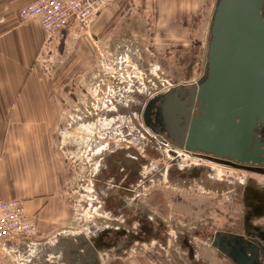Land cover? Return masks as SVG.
I'll list each match as a JSON object with an SVG mask.
<instances>
[{
  "label": "rangeland",
  "instance_id": "rangeland-1",
  "mask_svg": "<svg viewBox=\"0 0 264 264\" xmlns=\"http://www.w3.org/2000/svg\"><path fill=\"white\" fill-rule=\"evenodd\" d=\"M197 1L202 10L190 17L189 24L181 19L177 24H164L166 19H160L161 13L154 7L150 11L129 8L124 11L127 18L111 25L98 43L90 42L85 48L61 42L51 52L43 51L40 67L50 87L47 95H52L55 105H46L47 120L41 123L46 129L41 139L59 169L56 218L52 230L44 235L40 231L43 220L25 212L36 227L35 245L26 254L0 253V263L35 264L33 257L39 255L43 242L51 245L122 226L121 218L115 220L101 207L105 188L110 187H102L99 174L112 150L134 148L144 154L146 145L149 153L140 186L133 189L130 201L156 213L159 223L167 226L168 240L136 242L125 255L100 252L104 264L117 257L125 264H231L211 246L212 237L215 232L242 231L247 208L256 209L264 195V174L182 153L150 134L141 119L136 127L128 123L132 132L115 123L129 111L136 116L131 106L142 109L167 88L178 90L205 78L216 0ZM7 124L0 121L3 135ZM0 144L5 145V138L0 137ZM185 164L199 171L189 179L179 178L175 171ZM107 183L114 185L110 179ZM8 199L25 201L21 197ZM183 232L189 234L193 258L187 255L188 244L186 249L179 245L183 239L175 242V236ZM39 257L46 256L41 253Z\"/></svg>",
  "mask_w": 264,
  "mask_h": 264
},
{
  "label": "water",
  "instance_id": "water-1",
  "mask_svg": "<svg viewBox=\"0 0 264 264\" xmlns=\"http://www.w3.org/2000/svg\"><path fill=\"white\" fill-rule=\"evenodd\" d=\"M209 35L205 78L152 97L145 114L154 111L171 147L250 162L257 168L244 170L264 174V144L256 137V129L264 127V0H217ZM211 246L233 257L219 237ZM251 253L231 260L262 264Z\"/></svg>",
  "mask_w": 264,
  "mask_h": 264
},
{
  "label": "crops",
  "instance_id": "crops-1",
  "mask_svg": "<svg viewBox=\"0 0 264 264\" xmlns=\"http://www.w3.org/2000/svg\"><path fill=\"white\" fill-rule=\"evenodd\" d=\"M29 2L0 0V121L8 122L4 135L0 132L5 138V145L0 144V198H23L26 214L43 220L40 231L46 235L56 218L60 180L51 149L46 151L41 139L46 129L41 123L47 120L46 105L55 102L47 95L50 87L40 67L46 50L44 30L36 20L20 24L17 17ZM139 7L157 9L164 24H177V19L189 24L203 6L197 0H113L87 32L70 29L64 42L85 48L98 43L111 25L127 18L124 11Z\"/></svg>",
  "mask_w": 264,
  "mask_h": 264
},
{
  "label": "flooded vegetation",
  "instance_id": "flooded-vegetation-1",
  "mask_svg": "<svg viewBox=\"0 0 264 264\" xmlns=\"http://www.w3.org/2000/svg\"><path fill=\"white\" fill-rule=\"evenodd\" d=\"M198 84L199 82L192 83L191 86ZM172 90H174V88L170 87L157 95H164ZM131 107L132 108L130 110H135L134 112L136 113V116L134 113L129 111L123 118H118L119 122L116 121V124L119 123V125L121 124V127L124 126L125 129L132 132L133 129H130V125L127 126L128 123H132V125L136 127V121L141 119V122L144 123H142L143 126L149 130L150 134L162 141L168 140L171 142L167 133L162 131L161 127L157 124V118L154 111H151L149 114H145V107L142 109L135 105ZM149 126H152V128ZM153 129H155L157 133H155ZM256 137L259 138L262 144H264V127H258L256 129ZM169 146L171 147V145ZM173 147L174 146H172V148ZM175 147H177L175 149L181 150L182 153H188L189 155L192 154L193 157L203 160L207 159L208 162L214 164L227 165L228 167L240 166L245 169L257 168V165H252L250 162L239 163L231 158L222 157V155L190 151L184 147L180 148L178 145ZM152 148L155 149L154 147ZM260 148L263 149L264 145ZM167 151L171 154L173 153L169 150ZM109 153L110 154L105 158L104 168L99 174V177H101L100 183L102 184V187H110V189L105 188L107 192H104L101 197V207L104 212H108L115 218V220H119V218H121L123 223L122 226L105 227L90 237L85 236L84 238L80 236L76 239L65 242L58 241L51 245L48 242H43L39 244V255L42 253V255L46 257H39V259V255L34 256L32 261H34L35 264H104V261L99 255L100 252L113 251L117 255H125L127 251L130 250L131 246L136 242H140L142 245L153 241L165 242L168 240V237H165V235L169 236L168 232L165 230L167 226H163L159 223L161 220L156 213L145 208L143 209L139 207L138 204H133L130 201V198L134 194L133 189L140 186L138 184V182H140L139 177H141L142 168L144 167L143 164L146 162L145 156L149 153L148 149H146V145L145 150H143L144 154L139 153L134 148H118ZM260 168L264 169V165ZM198 171L199 170H196L195 168L190 170L185 164L184 168L181 167L180 170L178 169L175 173L179 178L189 179L190 176H193V173L195 174ZM250 173L254 172L251 171ZM169 175H171V172ZM108 179L112 180L114 185H109L107 183ZM114 188L117 189L115 192H113ZM250 197L251 194L248 198ZM258 203L259 205L256 209H252L250 207L247 208L243 219L242 231L239 233L215 232L212 237L211 242H213L216 237H219L220 247L225 252L233 256L228 258L231 262V259H236L239 254L251 257V252L254 250V255L257 259L256 261H258V263H264V195L262 196V199L260 198ZM155 208H157V206H155ZM178 235L180 236H175V239H177L175 242L179 244L180 240L183 239V244L180 243L179 245L182 249H186L188 247L187 255H189L190 258H193L194 254L193 248L190 246L191 240L189 234H187V232H183L178 233ZM179 238L180 240H178ZM185 244H188L186 248ZM49 254H51V256ZM49 257L53 259L50 260ZM122 259L123 258L121 257H117L115 260L110 261L109 264H125L126 262L122 261Z\"/></svg>",
  "mask_w": 264,
  "mask_h": 264
},
{
  "label": "built area",
  "instance_id": "built-area-1",
  "mask_svg": "<svg viewBox=\"0 0 264 264\" xmlns=\"http://www.w3.org/2000/svg\"><path fill=\"white\" fill-rule=\"evenodd\" d=\"M112 1L30 0L18 11L17 17L20 24L33 20L40 23L45 33L44 46L51 52L57 44L64 42L70 29L77 34L87 32L102 9ZM35 236L36 227L25 214L24 202L0 199V253L26 254L35 245Z\"/></svg>",
  "mask_w": 264,
  "mask_h": 264
},
{
  "label": "bare ground",
  "instance_id": "bare-ground-1",
  "mask_svg": "<svg viewBox=\"0 0 264 264\" xmlns=\"http://www.w3.org/2000/svg\"><path fill=\"white\" fill-rule=\"evenodd\" d=\"M115 110V109H114ZM114 112V111H113ZM111 114V113H110ZM133 118V117H132ZM134 119V118H133ZM109 133V132H108ZM106 136V135H105ZM195 163V162H194ZM195 166H201V164L196 163ZM212 171H219L218 168H213Z\"/></svg>",
  "mask_w": 264,
  "mask_h": 264
}]
</instances>
